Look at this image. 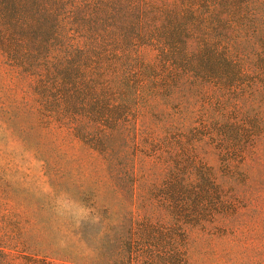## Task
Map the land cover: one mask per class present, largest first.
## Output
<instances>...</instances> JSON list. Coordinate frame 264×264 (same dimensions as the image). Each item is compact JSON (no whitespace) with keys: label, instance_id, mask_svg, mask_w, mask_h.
<instances>
[{"label":"trees","instance_id":"1","mask_svg":"<svg viewBox=\"0 0 264 264\" xmlns=\"http://www.w3.org/2000/svg\"><path fill=\"white\" fill-rule=\"evenodd\" d=\"M0 60L25 84L1 136L41 173L0 145L1 258L189 264L193 223L227 218L264 167V0H0ZM145 159L157 199L138 196Z\"/></svg>","mask_w":264,"mask_h":264},{"label":"rangeland","instance_id":"2","mask_svg":"<svg viewBox=\"0 0 264 264\" xmlns=\"http://www.w3.org/2000/svg\"><path fill=\"white\" fill-rule=\"evenodd\" d=\"M24 85L21 80L9 73L0 60V105L4 102L5 105L12 104V107H16L24 95ZM4 95L8 97L5 98ZM26 121L31 123V118ZM1 133L0 124V145L8 143L9 149L16 154V161L31 169L27 181L33 182L36 176L41 177L40 165L23 152L20 143L7 141ZM206 160L209 167L217 166L212 157L207 156ZM139 168L145 189L138 190V196L149 191L152 192L150 196L157 199L161 191L159 185H162L165 173H162L159 165L148 159L140 161ZM250 172L254 173V176L244 184L242 193L237 197V206L231 207L227 218L217 223L209 221L208 218L202 219L198 225L193 223L187 243L189 264H264V167L251 164ZM204 212L207 217V207ZM49 216L52 217L49 214L45 215L47 218ZM53 216L59 218L52 217L58 223L65 217L60 210L54 212ZM153 217L156 223L162 220L159 211L154 213ZM63 241L62 233L58 231L57 226H53L51 231L37 240V243L41 250L46 251L45 253H54L63 249ZM4 252L6 256L0 257L2 259L0 264H73L52 258L49 254L34 255L32 251L21 249L7 248Z\"/></svg>","mask_w":264,"mask_h":264}]
</instances>
